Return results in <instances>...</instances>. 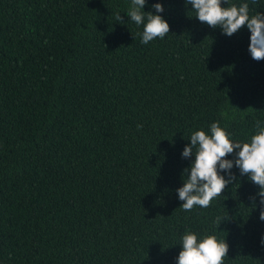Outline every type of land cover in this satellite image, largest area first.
<instances>
[{"label": "trees", "instance_id": "obj_1", "mask_svg": "<svg viewBox=\"0 0 264 264\" xmlns=\"http://www.w3.org/2000/svg\"><path fill=\"white\" fill-rule=\"evenodd\" d=\"M243 3L264 15V0L221 6ZM130 7L0 0V264H176L189 231L225 240L224 264H264L260 188L247 175L234 166L207 208L185 211L177 193L195 131L218 123L243 144L264 127L250 31L228 37L185 0H146L170 30L142 44Z\"/></svg>", "mask_w": 264, "mask_h": 264}, {"label": "clouds", "instance_id": "obj_2", "mask_svg": "<svg viewBox=\"0 0 264 264\" xmlns=\"http://www.w3.org/2000/svg\"><path fill=\"white\" fill-rule=\"evenodd\" d=\"M192 5L196 18L209 27L222 29L224 35L231 37L241 28L247 27L250 31L248 51L256 61L264 60V15L256 13L249 16V4L243 3L239 7L232 5L222 7L226 0H185ZM256 0H253L255 3ZM146 0H131V7L127 17L137 25L143 24L141 43L148 44L156 38L163 39L169 33L168 23L160 16L151 12L144 13ZM156 13L164 11L160 3L153 5ZM116 19L122 22V17ZM146 20V22H145ZM257 134L253 135L249 143L233 142L228 133L212 123L210 135L203 130L195 131L190 137V144L185 146L182 157L194 156L190 166V174L183 186L177 189L178 198L183 201L180 208L191 211L194 206L207 208L211 202L225 190L226 186L235 179L231 169L235 166L241 175H247L251 182L260 188L257 195L260 197V216L264 221V127L256 122ZM196 148L193 155V148ZM235 152V159L225 157ZM185 172H189L185 169ZM226 173L228 179L220 173ZM221 221L218 219V225ZM264 244V237L261 238ZM182 250L176 259V264H224L228 253L225 240H218L215 235H209L198 241L197 235L191 231L182 237Z\"/></svg>", "mask_w": 264, "mask_h": 264}]
</instances>
